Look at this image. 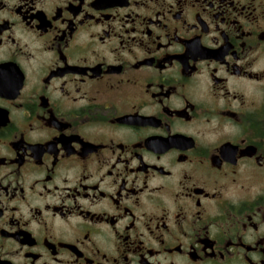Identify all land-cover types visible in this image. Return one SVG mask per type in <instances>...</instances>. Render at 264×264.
<instances>
[{"label":"flooded vegetation","instance_id":"obj_1","mask_svg":"<svg viewBox=\"0 0 264 264\" xmlns=\"http://www.w3.org/2000/svg\"><path fill=\"white\" fill-rule=\"evenodd\" d=\"M0 264H264V0H0Z\"/></svg>","mask_w":264,"mask_h":264}]
</instances>
